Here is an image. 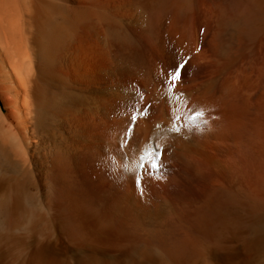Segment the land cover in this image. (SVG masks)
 Returning <instances> with one entry per match:
<instances>
[{
    "label": "bare ground",
    "instance_id": "1",
    "mask_svg": "<svg viewBox=\"0 0 264 264\" xmlns=\"http://www.w3.org/2000/svg\"><path fill=\"white\" fill-rule=\"evenodd\" d=\"M227 1L0 0V264H264V0Z\"/></svg>",
    "mask_w": 264,
    "mask_h": 264
},
{
    "label": "rangeland",
    "instance_id": "2",
    "mask_svg": "<svg viewBox=\"0 0 264 264\" xmlns=\"http://www.w3.org/2000/svg\"><path fill=\"white\" fill-rule=\"evenodd\" d=\"M227 6H228V8L233 12V11H237V9L239 8H241V5H240V3H239V0H228L227 1ZM235 9V10H234ZM261 25V26H260ZM263 26H264V23H258V27L260 28V30H258V33H257V39L254 41L255 42V44L253 45L254 46V48L255 49H257V47H258V49H257V51H258V53H259V55H260V57L259 58H261V60H263L264 61V58H263V56H264V29H263ZM260 50V51H259ZM262 53V54H261ZM261 55H263V56H261Z\"/></svg>",
    "mask_w": 264,
    "mask_h": 264
},
{
    "label": "snow or ice",
    "instance_id": "3",
    "mask_svg": "<svg viewBox=\"0 0 264 264\" xmlns=\"http://www.w3.org/2000/svg\"><path fill=\"white\" fill-rule=\"evenodd\" d=\"M174 78H177V77H174ZM155 167V165H153Z\"/></svg>",
    "mask_w": 264,
    "mask_h": 264
}]
</instances>
